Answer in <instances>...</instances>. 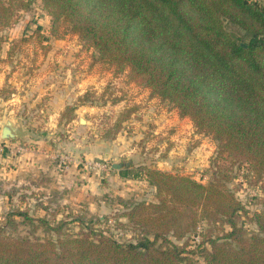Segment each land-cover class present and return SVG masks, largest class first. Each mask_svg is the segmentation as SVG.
Listing matches in <instances>:
<instances>
[{
	"label": "trees",
	"instance_id": "obj_1",
	"mask_svg": "<svg viewBox=\"0 0 264 264\" xmlns=\"http://www.w3.org/2000/svg\"><path fill=\"white\" fill-rule=\"evenodd\" d=\"M36 0H0V26ZM51 34H73L117 72L166 101L218 144L213 165L244 164L264 194V4L257 0H41ZM233 26L237 32L227 29ZM39 29V28H38ZM70 109V108H67ZM70 111V110H68ZM121 174L125 172L119 171ZM158 203H137L124 214L141 229L135 242L39 219L45 239L5 234L0 264H264V210L238 226L244 206L220 180L202 184L187 176L146 168ZM23 199V198H22ZM23 221L31 218L18 212ZM7 219L10 220L8 215ZM228 230L194 250L173 244L199 222ZM82 224V223H81Z\"/></svg>",
	"mask_w": 264,
	"mask_h": 264
},
{
	"label": "rangeland",
	"instance_id": "obj_2",
	"mask_svg": "<svg viewBox=\"0 0 264 264\" xmlns=\"http://www.w3.org/2000/svg\"><path fill=\"white\" fill-rule=\"evenodd\" d=\"M227 29L237 32L233 26ZM61 99L68 104L62 107ZM7 120L16 137L0 136V228L6 235L45 239L50 235L39 219L52 225L81 219L68 224L70 234L86 227L118 242H135L141 229L124 214L137 203H158L156 188L144 175L146 168L202 184L220 180L247 212L239 215L238 226L246 236L256 231L249 218L264 210V194L247 165L215 171V140L199 133L171 104L131 81L128 71L117 72L103 63L78 36L51 34V17L41 0L17 11L10 25L0 26V133ZM62 157L68 159L63 163ZM24 161L40 171H26L31 185L16 186L10 169ZM117 163L123 164L119 170L111 167ZM40 165L64 173L71 167L65 174L70 184L87 186L63 201L54 187L58 181L51 180L54 186L46 183ZM22 211L31 222L17 215ZM222 229L201 221L182 240L171 235L168 239L188 250L201 242L209 248L206 240ZM191 256L193 264H204Z\"/></svg>",
	"mask_w": 264,
	"mask_h": 264
},
{
	"label": "crops",
	"instance_id": "obj_3",
	"mask_svg": "<svg viewBox=\"0 0 264 264\" xmlns=\"http://www.w3.org/2000/svg\"><path fill=\"white\" fill-rule=\"evenodd\" d=\"M58 103L62 107H64L66 104H68V102H65L64 99L59 100ZM40 167H41L42 171H44V173L47 174L48 178H47L46 183L50 182L51 185L54 186L53 184L55 182H53V181L51 182V180H54V181L57 180L58 181V184H55L54 187H56V189L59 190V194H60L61 198H63L62 199L63 201H68V198L72 199L73 194H76L78 191H82L83 188H86V186H87L83 183H82V185L78 184L77 182H75L73 185L70 184L71 180L66 178L65 174H69V172L71 171V167L69 169L67 168L66 173H64L65 171H62V170L55 171V169L53 167L50 168L49 166L40 165ZM14 168H11L10 172H13L15 177H17L15 179L13 178V180H16L15 185L19 186L21 184L22 185H27V184L31 185L32 179L29 177L27 172L33 171L34 169L36 170L38 168V166L37 165L34 166L32 162H29V161L25 162L24 161L21 164L20 163L17 164ZM37 170L40 171L39 169H37ZM10 172H9V175H10ZM48 180H49V182H48ZM89 181H90V178H89ZM43 189H45L46 194H50V191L48 189H46V188H43Z\"/></svg>",
	"mask_w": 264,
	"mask_h": 264
},
{
	"label": "water",
	"instance_id": "obj_4",
	"mask_svg": "<svg viewBox=\"0 0 264 264\" xmlns=\"http://www.w3.org/2000/svg\"><path fill=\"white\" fill-rule=\"evenodd\" d=\"M80 122L82 124L85 123L84 119H80ZM0 136L2 139H14L16 137V129L13 125V123L10 120H7L5 122V124L3 125L2 129H1V133ZM130 163H127L125 166H129ZM123 166V164L121 163H117V164H112L111 167L113 169L119 170L121 169Z\"/></svg>",
	"mask_w": 264,
	"mask_h": 264
},
{
	"label": "built area",
	"instance_id": "obj_5",
	"mask_svg": "<svg viewBox=\"0 0 264 264\" xmlns=\"http://www.w3.org/2000/svg\"><path fill=\"white\" fill-rule=\"evenodd\" d=\"M62 161H63V163L68 159L67 157H62V158H60Z\"/></svg>",
	"mask_w": 264,
	"mask_h": 264
}]
</instances>
